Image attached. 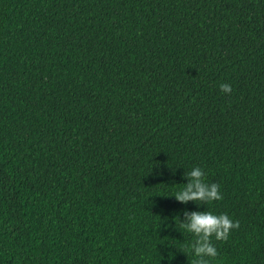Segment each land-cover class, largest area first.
Returning a JSON list of instances; mask_svg holds the SVG:
<instances>
[{
	"label": "trees",
	"instance_id": "trees-1",
	"mask_svg": "<svg viewBox=\"0 0 264 264\" xmlns=\"http://www.w3.org/2000/svg\"><path fill=\"white\" fill-rule=\"evenodd\" d=\"M195 166L264 264V0H0V264H192Z\"/></svg>",
	"mask_w": 264,
	"mask_h": 264
},
{
	"label": "clouds",
	"instance_id": "clouds-1",
	"mask_svg": "<svg viewBox=\"0 0 264 264\" xmlns=\"http://www.w3.org/2000/svg\"><path fill=\"white\" fill-rule=\"evenodd\" d=\"M220 90L229 94L232 87L230 84H221ZM182 179L187 182L169 187L174 189L169 198H174L182 205L191 202L197 208L203 206L205 210L189 211L185 209L182 213L183 219L181 220L177 215L172 218V223L177 230L178 220L180 227L193 237L189 245V252L194 257L192 264H213L219 256L213 241H227L232 232L239 228V222L227 213H217L212 210L211 206L215 202L221 201L223 196L219 184L207 181L203 168L195 166L187 173L184 171ZM205 206H208L207 209ZM162 221V224L167 228L172 227L171 224H168L167 218Z\"/></svg>",
	"mask_w": 264,
	"mask_h": 264
}]
</instances>
